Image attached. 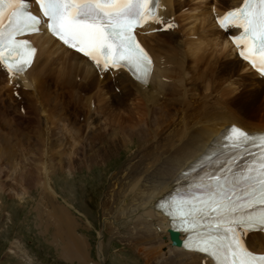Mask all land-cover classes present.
<instances>
[{
  "label": "bare ground",
  "instance_id": "6f19581e",
  "mask_svg": "<svg viewBox=\"0 0 264 264\" xmlns=\"http://www.w3.org/2000/svg\"><path fill=\"white\" fill-rule=\"evenodd\" d=\"M159 2L160 12L162 6L170 10L169 14L165 8V15L160 18V21L170 23L171 17H174L173 20L175 22L179 20L181 24L177 25L176 23L173 30L157 34L162 43L163 41L169 43V46L164 45L163 49L159 46L161 55H156L155 51L145 42V38L148 37L144 38L139 35L143 45L153 58L154 68L149 84L135 83L125 73H120L111 81L107 79L110 81L112 89V95L110 97L109 94L108 97L117 103L115 105L123 108L126 115L120 118V114L118 116L117 112H113L111 116L117 117L113 121L115 125L111 126L114 123H110L100 126L101 129L97 125L87 128L88 133L84 135V143L82 142L81 146L78 145L79 141L75 142L71 135V139L69 138L71 146L70 172L72 174L82 168L89 169L92 166L105 165L106 162L117 157L123 148L134 149L132 152H128L130 155L126 161L121 163L118 171L111 176L109 191L106 192L102 201L103 211L109 215L106 218L108 222L105 221V226L112 231L115 229L111 227L113 225L118 229L128 231V233L133 231L131 247L149 264H198L199 257L191 256L179 248L171 246L167 238L166 219L155 211L153 204L171 187L174 173L176 174L190 160L191 156L203 152L209 146L212 138L225 126L234 125L247 132L264 131V81L259 82L260 84L250 91L253 94L248 96H252L254 101L251 100V97L245 99L242 96L241 100L237 99L235 105L229 106V96L231 95L229 89H226L218 97L216 95L214 99L210 97L203 100L191 94L190 88L187 89L190 101H186L184 98L186 96V70L189 68L196 70L203 60L207 61V65L203 64L204 69H209V66L216 67L217 63L227 70L231 68V73L246 69V64L234 57L237 47L231 37L237 35V30L236 33L231 30H220L215 20L227 8L237 6L241 0H159ZM210 9L212 15H210ZM201 12L202 16H199ZM197 24L201 25L200 29L195 26ZM181 35L184 40L181 39ZM32 39L38 48L41 47L36 58L45 57L42 58L40 64L38 60L34 62L23 80V84L35 86L41 108L56 106L51 95H47L50 96V99H41L43 98L42 94L47 90L44 84L48 79L68 83L72 74L80 75L87 80L85 89L91 92L94 102H96V93L98 97L108 94V84L105 80L107 77H98L86 59L66 49L45 31L42 36L36 35ZM211 51L213 56L210 58ZM186 52L193 57L191 66L188 64ZM222 53L228 54L229 57L224 58L223 54L224 59L219 60ZM48 71L50 72L48 73ZM231 73L228 70V73H223V76H230ZM200 74H203V69ZM102 79L104 82H101ZM166 81H169V84L164 87ZM116 83L119 87L116 86ZM97 86L100 87V93L96 91ZM114 88L120 89L115 91L118 98L113 95ZM162 98L165 100L158 102L157 99ZM107 105H111L110 101H107ZM243 105H247L248 110L255 109V113L254 111L253 113L255 115L257 111L258 117L253 115L248 118L243 117V110H247L240 108ZM234 106L237 110L240 108L239 111L242 113H236ZM218 107L222 110H219ZM99 111L102 117H107L105 110L99 107ZM111 128L114 129L109 133ZM37 139V149L41 148L42 155V158H38L40 159L38 162L42 167L36 168L39 169V172H33L30 168V173H32L33 182H37L41 189V193H39L41 198L46 199L48 194L54 195L50 188V176L58 170L55 172L54 168L49 167L45 156L48 147L51 151L52 138L38 137ZM7 140L3 139L1 142L6 143ZM54 141L56 142V139ZM63 143L64 140L57 142L58 146L64 150L65 143ZM85 143L88 144V147H85ZM67 149L65 148V151ZM49 158L51 159V157ZM57 162L63 163L60 154ZM59 163L57 164L60 165ZM52 164L50 163L51 167ZM51 200L53 201L54 198L51 197ZM49 206L51 209L48 217L55 229L54 239L60 245V256L68 261L86 262L85 240L77 236L74 221L69 218L67 212L57 209L58 207H55L52 202L50 205L46 204V207ZM66 220L70 221L67 225L65 224ZM48 224L50 223L48 222ZM62 227L67 228V231L60 233ZM186 257L189 260H186ZM159 260L161 261L159 262Z\"/></svg>",
  "mask_w": 264,
  "mask_h": 264
},
{
  "label": "snow or ice",
  "instance_id": "6c2138e0",
  "mask_svg": "<svg viewBox=\"0 0 264 264\" xmlns=\"http://www.w3.org/2000/svg\"><path fill=\"white\" fill-rule=\"evenodd\" d=\"M4 3L0 0V5ZM158 3L159 0H36L42 12V16H37L31 10L30 0H7L12 11L5 25V12L0 10V62L9 72H20L29 66L35 48L16 37L36 31L46 17L44 22L64 44L90 57L97 66L105 70L130 68L146 78L152 61L138 43L134 30L148 20L159 22L154 11ZM219 23L243 29L235 39L238 45L245 44L241 55L254 65L258 59L264 69V0H244L242 7L227 12ZM236 137L244 143L249 141V136L239 130ZM261 148L264 149V138ZM232 164L240 167L232 158L223 175L212 174L201 183L207 199L192 195L178 205L181 220L192 229L216 214L215 222L208 225L207 238L202 237L200 243H190L188 247L209 253L219 264H264V256L249 251L242 239L253 228L264 231V150L251 165H245L246 174L233 172ZM256 206H260L259 214L248 211Z\"/></svg>",
  "mask_w": 264,
  "mask_h": 264
},
{
  "label": "rangeland",
  "instance_id": "374dc122",
  "mask_svg": "<svg viewBox=\"0 0 264 264\" xmlns=\"http://www.w3.org/2000/svg\"><path fill=\"white\" fill-rule=\"evenodd\" d=\"M210 15H212L211 9ZM199 16H202V12ZM197 28H199V25H197ZM163 43L162 40L158 37H154L153 39L149 38V40H147V44L153 49L157 50L160 49L159 46H161ZM209 54L211 58L213 56V52L211 51ZM223 54L224 58L229 57L228 54ZM224 58L221 56L219 60ZM219 65L220 63H218V66H216L218 67V71L215 78L216 81L219 82V89L225 88V90H230L231 95L229 97L231 102L229 101L228 105H235L237 99L241 100L242 96H244L245 99L251 97V100L254 101V98L248 95L253 94L252 92H250L252 88L256 87L258 84H260L259 82H263L264 80H256V82L243 86V81L239 78L240 71L231 73V68H229L228 70H230V73L232 75L225 77L223 76V73H228V70L227 68L220 67ZM43 69L45 70L46 68L44 67ZM206 71L207 69L203 68V73H205ZM49 72L50 71H48V73ZM102 81L104 82L103 79L101 80V82ZM228 81L232 83V86L226 88V82ZM200 82L201 81H199V83ZM206 83V80L200 83L201 92L206 89ZM107 84L108 94H105V96L103 97L99 95L98 97L96 93V105H98V108L100 107L102 110L106 111L107 117H102V115H100V111L98 114L99 116H87L88 119H91V123L93 124L92 126L97 125L100 129V126L114 123L113 121H115L117 117H112L111 113L117 112L118 116L120 114V118H123L125 117L123 115H126L124 113V109L115 105L117 103L111 101L108 97L109 94L111 97L112 89L110 88V83L107 82ZM116 86L119 87L117 83ZM210 89L211 86L209 85V91ZM96 91L100 93V87L97 86ZM212 91L215 92L216 90ZM222 93L223 91L218 92V94ZM47 95H51L48 89L44 91V93L42 94L43 98L41 99H50V96ZM113 95L118 98L115 93H113ZM216 95L217 94L205 95L203 97V100L210 97L214 99ZM218 96L219 95H217V97ZM107 101H110L111 105H107ZM115 101L117 100L115 99ZM3 103L4 104L0 102V106L6 105L4 101ZM235 108L236 107L234 106V109ZM240 108L247 109L243 110L245 114L239 111ZM240 108L239 110H237L236 108L234 111L238 114H240L241 112L243 114V117L248 118L251 117V115H253L254 117H258L257 111L255 114L256 116L254 115L255 109L248 110L247 105H243ZM218 109L222 110V108L220 109L219 107ZM71 113V107L64 110L63 107L60 106H44L42 108V112H40L39 114L40 117H38L39 115H34L28 118L27 121L23 124H20L18 121H13V119L17 115L15 110L10 106H6L3 112L0 113V264H59L56 259L57 255H55L56 251H58L59 246L55 247L53 244H51V228L50 230H47L44 227L38 229L39 218H43V214H40L38 218V210L40 209V207H46V204L50 205L51 202L54 204L49 194L46 199L41 198V194H39L41 193V189L38 187L37 182H33L32 173H30V168L33 170V172H37L39 169L36 168L42 167L40 165L41 163L38 162V160H40L38 158H42V155L40 153L41 148H39L40 150H31L28 147V143L32 142L34 138L36 140L38 137H51L53 140L51 151L48 147V149H46L45 156L47 164L49 163V167L52 169L54 168L53 170H55V172L56 170H58L56 173H53L50 176V181H52L57 189L62 191L63 196L66 199L71 200V195H75L76 193L75 186L71 185V178H76L77 184L81 182L83 184V187L85 188L84 191L87 194V198L84 201L75 204V208L83 212L90 219L91 226L86 225L85 222H80L81 227L79 230V235L82 238L85 237L88 240V242L85 241V244L87 243L86 249L90 254H92V257L94 258L93 260H95L97 257V249L95 246H97L98 243V249L100 246L103 255L106 257L105 264H143L142 260L132 255L129 252L130 249H127V242L130 240V237L126 235V231H119L116 228H113L114 231H112L107 226H105L103 213L107 214V212L103 211L102 208V201L107 194L106 192L109 191V185H104L109 180H111V176L115 174L116 171H118L121 163L126 161L128 156L130 155L129 153L134 149L126 150L125 148H123L117 157L109 160L105 163V165L92 166L89 167V169L82 168L80 171H75L71 174V158L69 157V155L71 156V146L69 140H67L68 138L71 139V134L69 135L68 132L60 131L61 128L58 124L64 123L63 121L66 120L68 122L71 121ZM113 125H115V123L111 126ZM86 126H88V128L92 127L89 123L86 124ZM3 139L5 141L7 139L8 140L6 143H2L1 140ZM54 139H56V142L54 141ZM59 140H64L65 144H63L65 145V148L67 149L69 147L67 151H65V148L63 150L58 146L59 144H57V142H59ZM86 146L88 147L87 143H85V147ZM26 148L29 149L27 152L24 150ZM59 154L63 163L57 162ZM64 155L67 156L65 157ZM49 157H51V159L53 158L54 160L52 159L51 161ZM28 161H30L29 164H27ZM50 163H53L52 167ZM57 163H59L60 165H58ZM103 172L106 173L105 180L103 179V177L101 178ZM33 176H35V174H33ZM99 186L102 187L100 190L98 189ZM96 208H98L97 213L95 211ZM44 212L45 210H43V213ZM48 213L49 211H47V214ZM46 220L47 223L49 222L51 224V221H48V219ZM68 222L70 221L66 220L65 224L67 225ZM65 231H67V228L62 227L60 233H64ZM99 233L103 235L102 241H99ZM14 240L18 241V246L12 243L14 242ZM51 256L52 260H50ZM85 256L87 258L86 252ZM99 258L101 263L102 256L100 251ZM65 261L77 262L71 260ZM77 263L92 264L87 261L84 263Z\"/></svg>",
  "mask_w": 264,
  "mask_h": 264
}]
</instances>
